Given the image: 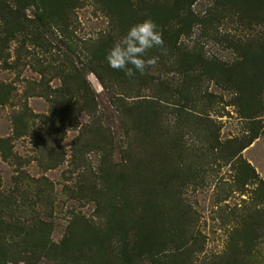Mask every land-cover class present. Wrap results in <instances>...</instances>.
Returning <instances> with one entry per match:
<instances>
[{
	"label": "trees",
	"instance_id": "trees-1",
	"mask_svg": "<svg viewBox=\"0 0 264 264\" xmlns=\"http://www.w3.org/2000/svg\"><path fill=\"white\" fill-rule=\"evenodd\" d=\"M100 1L116 13L120 24L118 34L84 47L77 54L84 56L85 67L104 88L127 85L131 90L135 83L149 87L155 79L152 69L159 66L167 72L174 71L179 78L172 91L181 102L177 117L185 118L193 102L195 87L209 79L223 89L233 91L232 103L242 117L251 121L249 135L229 139L223 144L211 136L209 148L213 151L220 148L225 154L236 157L255 138L264 136L260 119L264 111L261 98L264 92V30L244 40L228 41L238 55L233 62L204 57L198 41L191 48L183 43L184 39L191 38L195 28L206 34L215 16L224 11L251 30L255 26H264V0H217L218 3L202 15L190 10L197 0ZM65 2L0 0V67L14 68L10 56L12 42L17 43L18 61L29 53L28 48H38L50 58L44 72H54L51 78H56L59 85L47 86L41 93L47 98L49 113L35 117L43 122L42 130L47 137L41 132L34 135L39 141L47 142L46 162L55 167L61 162L63 153L60 155L58 150L66 132L74 129L80 116L87 117L89 124L82 127L84 132L73 140L70 155L73 170L82 168L85 173L79 174L81 180L77 188H68V192L75 200L93 203L95 215L103 217V225L75 217L69 221L63 238L55 243L50 238V223L34 213L38 203L41 205L49 200V192L44 194L45 188H35L33 196L23 191L19 200L3 196L0 199V264H18L20 261L34 264L41 257L62 264H145L144 261L147 264H181L175 252L192 253L189 240L195 245L193 251H201L203 239L194 227L197 219L189 215V206L182 197L183 190L193 179L194 166L187 157L181 130L171 129L170 133L165 130L156 139L151 134L156 127L158 129L159 122L154 105L126 107L122 98L116 96L112 101L116 110L138 122L129 126L135 135L128 140V148L121 160L113 161L112 139L100 125L94 91L82 69L74 65L71 54L67 56L73 41H63L68 49V53H63V60L58 59V55L54 57L49 49L50 41L45 33L51 24L64 20ZM28 7L35 8L34 19L25 14ZM147 18L154 20L163 33V47H153L145 54V58L158 57V63L145 74L136 72L133 77L109 67L108 50L134 24ZM62 26L61 31L67 29ZM53 61L60 62L58 69ZM8 94L9 85L1 81L0 104L7 102ZM26 115L31 116L24 105L23 112L13 119L14 138L28 133ZM200 120L210 122L202 117ZM134 147L139 151L134 152ZM90 152L95 153L94 167L85 156ZM0 155L4 159L12 157L10 138H0ZM239 163L235 183L243 189L257 178V174L245 161ZM257 190L256 200L264 204V180L259 181ZM27 211L30 216L23 217ZM257 213L241 216L239 228L234 229L233 238H230V249L235 248L241 254L242 250L246 252L255 246L264 229V215Z\"/></svg>",
	"mask_w": 264,
	"mask_h": 264
},
{
	"label": "rangeland",
	"instance_id": "rangeland-1",
	"mask_svg": "<svg viewBox=\"0 0 264 264\" xmlns=\"http://www.w3.org/2000/svg\"><path fill=\"white\" fill-rule=\"evenodd\" d=\"M163 1L166 2V0ZM65 3L64 20L51 24L48 32L45 33L50 41L49 49L54 57L58 55V59L63 60L65 58L63 53H68L63 41H73L71 52L67 56L71 54L74 65L82 69L88 84L94 91L100 125L109 132L112 139L113 161L117 163L121 160L128 148V140L135 135V132L129 130V126L137 121L126 116L127 113L121 114L116 110L112 104L116 96L122 98L126 107L133 104L135 106L154 105L159 122L158 129L156 127L151 134L155 135L156 139L165 130L169 131L168 133L171 129L181 130L182 143L187 147V157L194 166L193 179L183 190L182 197L189 206V215H194L197 219L194 227L203 239L201 251H193L196 249L195 245H191L192 240H189L192 253L188 255L184 251L175 252L179 262L181 264H226V262L264 264V229L256 239L255 246L250 247L248 251L242 250L240 254L235 248L229 247L230 238H233L234 229L239 228L242 215H258L257 211L264 215V204L256 200L257 186L260 180H264V136L255 138L236 157L225 154L220 148L214 151L209 148L211 136L216 137L223 144L229 139L242 138L251 133V121L242 117L237 106L232 103L234 92L223 89L212 80L205 79L198 87H195L188 115L180 118L177 117V110L181 102L177 100L174 90L172 91L179 78L174 71L167 72L159 66L152 69L151 73L155 79L154 84L149 87L135 83L131 90L127 88V85L112 88L113 90L104 88L96 76L85 67L84 56L77 52L80 49L84 50V47L96 45L97 41L105 40L109 36H116L120 26L116 13H113L112 9H107L100 0H66ZM217 3V0H197L190 10L197 15H202ZM34 11L35 8L28 7L25 14L30 19H34ZM215 17L206 34L195 28L191 38L183 41L190 48L198 41L206 58L213 56L224 62H233L238 55L228 41L233 43L238 39L244 40L254 36L257 31L264 30V26H255L254 30H251L225 11ZM62 25L67 29L61 31ZM16 48L17 43L12 42L10 56L14 61V68L6 70L0 67V82L3 81L9 85L8 100L0 104V138H10L13 153L8 159L0 155V199L6 196L19 200L23 191L32 195L35 188H45L44 194L49 192V200L41 205L38 203L34 213L50 223V238L58 243L66 234L69 221L75 217H84L97 225H103V217L95 215L93 203L75 200L68 192V188H77L81 180L79 174L85 173L82 168L73 170L70 155L73 140L80 132H84L81 129L89 124V121L86 116L78 118L74 129L68 130L60 142L58 151L60 155L63 153L60 156L61 162L55 167L48 164L45 153L47 142L39 141L34 135L41 132L46 138L47 133L42 130L43 122L35 115L49 113V103L41 93L47 86L59 85V81L51 78L54 72H44L50 58L43 51L38 48L30 50L28 48L29 53L18 61ZM52 63L58 69L60 62ZM160 80L163 83L159 84ZM261 98L264 105V92ZM24 105L31 114V116L26 115L28 133L14 138L13 119L23 112ZM201 117L208 119L209 124L205 120L201 121ZM260 119L264 126V111ZM136 151L139 149L134 147V152ZM201 154L203 156L200 158ZM85 156L94 167L95 153H86ZM240 160L248 163L257 174V178L249 181L243 189L235 183ZM27 213L22 216L29 217V211ZM79 213L81 215H74ZM144 263L147 264L146 261ZM34 264L62 263L48 257H41Z\"/></svg>",
	"mask_w": 264,
	"mask_h": 264
},
{
	"label": "clouds",
	"instance_id": "clouds-1",
	"mask_svg": "<svg viewBox=\"0 0 264 264\" xmlns=\"http://www.w3.org/2000/svg\"><path fill=\"white\" fill-rule=\"evenodd\" d=\"M163 33L151 18L134 24L127 34L116 41L106 53L109 67L123 70L125 75L133 77L136 72L145 74L148 68L158 63V57L145 58L153 47H163Z\"/></svg>",
	"mask_w": 264,
	"mask_h": 264
}]
</instances>
